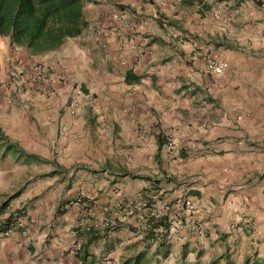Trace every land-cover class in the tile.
Listing matches in <instances>:
<instances>
[{
  "label": "crops",
  "instance_id": "crops-1",
  "mask_svg": "<svg viewBox=\"0 0 264 264\" xmlns=\"http://www.w3.org/2000/svg\"><path fill=\"white\" fill-rule=\"evenodd\" d=\"M85 20L87 29L61 49L58 64L53 56L38 58L0 39V82L22 62L29 81L20 95L0 90V165H10L0 171V205L5 203L0 220L14 210L23 213L0 233V264H153L157 258L173 264L182 246L200 240L198 228L208 234L205 243L221 245L225 236L239 263L253 251L261 255L264 0H100L86 7ZM210 57L227 65L220 75L206 70ZM40 69L45 80L38 87L30 81ZM126 72L137 82L125 83ZM58 74L76 82L89 106L99 101L101 108L86 107L72 125L70 109L58 107L66 91ZM51 91L56 95L49 98ZM15 103L37 113L40 127L32 122L20 127ZM52 108L59 109L48 124ZM65 132L77 138L84 132L89 141L66 143ZM3 133L24 157L4 150ZM169 141L174 148L167 151ZM87 143L95 148L105 143L110 153L98 155L92 161L97 167L90 169L78 152ZM54 163L59 170H49ZM31 164L46 165V171ZM72 164L83 166L66 172ZM132 170L140 175L131 178ZM151 171L154 176L147 174ZM26 177L22 193L5 199L9 192L1 179ZM143 177L157 181L151 210L139 209L148 188ZM185 200L197 214L188 213ZM147 215L165 216L169 223L161 238L164 258L156 252L159 241L145 249ZM244 216L254 223L253 236ZM87 230L103 237L85 254L76 253Z\"/></svg>",
  "mask_w": 264,
  "mask_h": 264
},
{
  "label": "trees",
  "instance_id": "trees-1",
  "mask_svg": "<svg viewBox=\"0 0 264 264\" xmlns=\"http://www.w3.org/2000/svg\"><path fill=\"white\" fill-rule=\"evenodd\" d=\"M100 0H0V39H6L13 47L21 49L29 55L37 56L56 51L65 42L79 37L88 27L85 20V9L88 5H96ZM120 10L123 7H118ZM125 83L134 84L135 78H130V73H125ZM4 140L0 136V141ZM4 150L16 154L18 157H24L25 153L15 147L13 144L6 143ZM28 159H36L33 154L26 156ZM53 173H51L52 175ZM128 175L124 172L122 176ZM131 178H137L130 175ZM147 182L148 188L145 189L139 200V209L151 210L154 204L152 199L154 188L157 181L150 177H143ZM15 198L10 196L8 199ZM5 203L0 205V213L5 209ZM136 212V211H133ZM137 214V213H136ZM139 214V213H138ZM23 213L20 210H14L0 220V233L9 231L17 218ZM144 219V238L146 241L145 249L151 244L157 243L156 252H161L164 258L167 255L161 243V238L166 236L169 223L165 216L147 215ZM105 232L111 227H105ZM85 241L80 245L76 253H86L87 248L96 240L103 237L99 232L87 230L83 233ZM226 237L220 236L222 251L216 259L207 264H237L231 258L229 247L226 243ZM186 253L182 251L179 258L173 264H201L199 261L200 253L196 252L192 262L186 261ZM84 255L82 259H84ZM239 264H264V252L258 255L256 251L242 258Z\"/></svg>",
  "mask_w": 264,
  "mask_h": 264
},
{
  "label": "rangeland",
  "instance_id": "rangeland-1",
  "mask_svg": "<svg viewBox=\"0 0 264 264\" xmlns=\"http://www.w3.org/2000/svg\"><path fill=\"white\" fill-rule=\"evenodd\" d=\"M181 39L184 42H187V40H188L187 38H181ZM1 42L2 41L0 40V43ZM71 43H72L71 40L67 41L60 48H58L56 51H54L52 53H46V54H48L51 57L53 56L52 57V61H55L56 62L55 64H58V61H62L63 60L62 59L63 53L60 52L61 49L64 48V47L67 48L68 45L72 46ZM55 54H57L58 56H55ZM37 56H38V58H44L46 55L42 54V55H37ZM18 57H19V60H20V59H24L25 56L23 55V53L19 54V52H18ZM65 58H66V56H65ZM23 63L24 62L20 63L19 65H16V70L12 69V68L11 69H7L8 70L7 73H5V75H4V73L1 75L3 77V79L0 82V90H4L5 89V90H8V91H14L12 93V95H14V94H19L20 95V94H23L25 92L26 89L22 88V85L24 84V82L26 84L29 81L27 79L24 80L25 77L23 75L24 72H23L22 67L25 69V66H22ZM43 75H44V73H42L41 69L36 71V75H35V77H33V80H32V77H30V79L32 80L30 82L32 84L38 83L39 84L38 87L42 86V81L45 80V77H43ZM60 75L61 74H59V76ZM61 76H63V75H61ZM36 77H38V79ZM63 78H64V76H63ZM58 83L60 84V87L63 88L62 90H64L66 88L64 96L61 98V100H64V101H62V104L59 105L58 107H61V106L64 107L65 111L70 109V111L68 110L69 112L67 111V113H70L69 118H70V120L72 122V125H74L73 124L74 120H75L74 119V115H77V114L79 115V114L84 113L83 111L85 110L86 107L90 108V106H92L94 108H101L100 107L101 104L99 103V101H97L94 105H90L89 106V104H87V101L83 100V98H84V96L82 95L83 92H81V90L78 88V85L76 84V82H73V80L67 78V79H64L62 82L58 81ZM35 90H38V89H35ZM59 93L62 94V92H59ZM54 95H56V94H54V92L51 91L50 94H49V98L54 96ZM44 98H48V97L44 94ZM13 99L16 100V97H13ZM53 102H54V100L52 101V103ZM15 106H17V107H15ZM14 108H15V111H18L17 112V116H19V114H20V119H21L20 127L25 126L26 123L31 124V122L35 126H37V128L40 127V124H41L43 119H41L37 113L34 114V115H31V113L29 112L30 109H28L27 110L28 112H26L25 109L23 108V106H18L17 103H15ZM52 109L53 110L51 111V114L47 117L48 124H49L50 119L52 117L51 116L52 112H54L56 110L54 108H52ZM58 109L59 108H57V110ZM57 110H56V113H57ZM73 110H77V111L75 113H73ZM59 115H61V114H59ZM59 115H58V118H59ZM55 117H56V115H55ZM57 131L58 130H55L56 133L54 132L53 134H57L58 133ZM3 135L5 136L4 133H3ZM64 136L67 137L66 138V143H69L70 140L73 141L75 139H78V140L80 139L81 143H84V141H87V142L89 141L88 140L89 134L86 135L84 132H82V134L80 135L79 138H77L75 136V133H69V132H65V134H62L61 137L63 138ZM5 139H6L5 143H17L15 140H12L11 138H9L7 136H5ZM56 139H57V136L55 135V139L54 140L56 141ZM79 145H81V144H79ZM83 145L84 144H82V146ZM81 149L82 150H80L78 152H79V154H81L83 156V161H88L89 162V163L85 164L86 168H89V169L97 167V164L96 163L92 164V161L95 160V158L98 155L105 156V155H109L110 154V153L106 154L107 147L105 146V143H103L101 146L96 147V148H95V146H89V143H87ZM93 154H95L94 157H92ZM50 156H51L50 160H52V159H55V156L57 157V154L53 155V154H51V151H50ZM52 161H55V160H52ZM82 166L83 165H81V164H72L68 169H66V172L74 174ZM9 167H10V165L1 164L0 165V171H4V170L8 171ZM30 167L31 168H35V170H40V171L44 170V171H46V165H44V167H42L41 165L31 164ZM60 169H63V168L60 166ZM49 170H51V171L52 170H59V168L57 167V164H55V166L53 164H50ZM26 174L28 176V173H26ZM147 174L149 176H154L155 175L154 171L153 172L152 171L148 172ZM130 175H133V176L137 177V176L140 175V172L137 173V171L132 170L130 172ZM26 179H27V177L26 178H18V179H14V178L1 179L2 186L4 187V185L5 186L7 185L6 189H7V192H9V194L7 196H5L6 197L5 199L9 200L7 197L8 196L10 197L11 194L16 193L18 195V193H22V190L25 187V184L27 183ZM34 181H33V183L35 184ZM29 183H31V181ZM69 183L70 182L67 181V184H69ZM11 196H14V195H11ZM19 198H20L19 196L16 197V200L14 199V200H12V202L17 201V199H19ZM195 235L200 240L195 239L194 242H188L184 246H182L183 247L182 250L187 252L186 255H185L186 256V261L187 262L188 261L192 262L194 260V258H195L196 252L200 253V256L198 258H199V261H200L201 264H207L209 261H211L213 259H216L219 256L220 252L222 251L221 245L217 244V243H214V242H210V241H207L206 243L203 242V240L208 236V234L204 233L203 230L201 231V233H197V230H195ZM179 256H180V254H179ZM231 258L234 259V261L237 264H239V259H237L234 255H231ZM170 262L171 261H169V260L161 262V259H159V258H157V260L156 259H152V261H151V263H153V264H167V263H170Z\"/></svg>",
  "mask_w": 264,
  "mask_h": 264
},
{
  "label": "built area",
  "instance_id": "built-area-1",
  "mask_svg": "<svg viewBox=\"0 0 264 264\" xmlns=\"http://www.w3.org/2000/svg\"><path fill=\"white\" fill-rule=\"evenodd\" d=\"M205 68L209 73H211L213 75H220L227 68V65L224 62L217 61L216 59L210 57L205 62ZM36 78L38 79V77H36ZM57 79H58V81H61V82L64 80V78L61 75L59 76V74L57 75ZM173 148H174L173 144L170 141L166 143L165 149L167 151H170ZM183 206L188 211V213L190 215H195L198 213L197 209H195V207L191 204V202L189 200H185L183 202ZM243 225H244L246 232L250 236H253L255 233V226H254V223L249 216H244ZM197 233H201V230L199 228L197 229ZM180 239L181 238L177 235L176 240L179 241ZM79 247H80V245L77 244L74 246V249L78 250Z\"/></svg>",
  "mask_w": 264,
  "mask_h": 264
}]
</instances>
